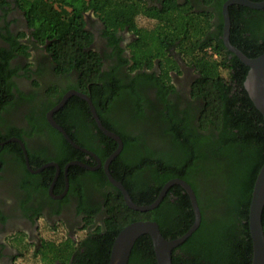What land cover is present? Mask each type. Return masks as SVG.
Here are the masks:
<instances>
[{"label": "trees", "instance_id": "trees-1", "mask_svg": "<svg viewBox=\"0 0 264 264\" xmlns=\"http://www.w3.org/2000/svg\"><path fill=\"white\" fill-rule=\"evenodd\" d=\"M9 1H14L23 11L33 37L41 43L46 41L55 72L76 74V82L82 85V91L90 93L102 121L97 96L104 92V96L114 99L118 94V83L111 70L102 68V55L92 47L93 33L86 25L85 13H93L102 22V34L110 41L118 30L126 28L134 33L135 38L127 43L132 61L130 69L150 67L157 60L159 72L152 78L158 84L159 97L174 89L170 70L180 71L175 55L195 70L190 95L200 100L197 118L201 128L211 126L213 132L196 137L198 135L195 136L188 127L187 120L179 118L168 107L172 114L163 119V132L171 135L174 147L173 151L159 152L156 149H133V137L102 122L106 128L116 131L122 140V149L111 160L109 170L121 180L132 200L138 204L153 201L163 182L170 178L184 179L193 190L197 186L195 178L202 182L213 178L214 184L212 181L211 186L205 184L207 193L196 191L201 219L195 230L172 249V264H251L248 211L254 180L264 161V120L243 86L248 66L223 43L221 6L224 0H159V5H149L145 0H0V4ZM130 10L153 19V24L138 27L134 13L125 16ZM256 11L260 9L238 3L228 6L229 39L250 57L264 51V37L258 40L253 24L257 21L253 18ZM123 17V23L116 26L115 23L122 21ZM2 66L0 62V74L4 70ZM221 69L227 71L226 76ZM137 75L138 79L146 77L145 72ZM85 107L86 118L91 117L87 104ZM136 109L134 115L130 112L132 119L142 115L141 105ZM62 110L55 114L59 122L58 115ZM75 113L79 111L75 110ZM89 123L97 130L93 118ZM61 125L72 140L95 152L102 161L117 146V142L100 129L97 132L111 141L106 142L104 150L96 148L89 138L82 139L76 130ZM155 129L161 134L160 124ZM90 130L91 127L86 126L89 137ZM56 132L62 138L57 142L55 159L63 165L75 159L80 149L71 146L59 131ZM10 145L16 150V160L24 165L19 144L12 142ZM42 162L39 160L37 164ZM120 163L124 164V175L113 170ZM147 168H150L149 174H145ZM79 169L83 168L70 165V170ZM46 177L49 182L51 171ZM147 177L155 178L157 186H153L154 190L149 189L152 184L148 183ZM101 179L115 191L105 196L107 228L100 235L87 236L88 244L76 257L75 264H108L114 237L133 220H155L166 238L181 235L193 223L191 201L183 193L174 200L163 195L156 207L137 210L124 202L121 192L108 181L104 172ZM261 222L264 231V206ZM73 243L71 239L58 245L46 242L40 251L45 259L43 264H53L56 258L65 262L66 256L73 252ZM178 249L183 253L179 254ZM127 264H157L150 235L142 234L134 241Z\"/></svg>", "mask_w": 264, "mask_h": 264}, {"label": "flooded vegetation", "instance_id": "flooded-vegetation-1", "mask_svg": "<svg viewBox=\"0 0 264 264\" xmlns=\"http://www.w3.org/2000/svg\"><path fill=\"white\" fill-rule=\"evenodd\" d=\"M145 1L149 5H159V0ZM263 9L253 14L256 15L253 18L257 19L253 24L256 26L258 40L264 37ZM95 17L91 12L85 13L86 25L93 33L92 47L102 55V68L111 70L118 83V94L114 99L104 96V92L97 96L103 121L90 93L80 89L82 85L76 82V74L55 72L46 50V41L41 43L33 37L21 8L14 1L0 4V62L4 68L0 74V264H43L45 259L40 252L42 246L46 242L58 245L67 239L74 242L73 252L66 256L65 262L56 258L53 264H75L76 257L83 253L88 244L87 236L100 235L107 228L105 196L115 191L102 182L103 166L97 165L95 157L79 147H76L80 150L75 160L91 168L77 164L83 169L70 170L72 164H69L65 169V164L70 160L61 165L55 159L57 142L62 138L56 130L66 139L48 120L49 111L59 101H56L57 97L60 99L69 90L87 95L101 123L116 126L133 137L132 140L135 139L131 144L133 149L173 151L171 135L163 132V119L172 114L168 107L179 118L187 120L188 127L195 136L198 135L196 137L213 132L211 126L201 128L197 118L200 100L190 95V86L196 76L192 67L175 55L180 71L170 70L174 89L167 91L162 98L159 97L158 84L152 78L154 73L157 75L159 72L158 61L155 60L150 67L130 69L132 61L127 43L135 38L134 33L126 28L118 30L114 38L116 41H110L107 35L102 34V24ZM141 72H145L146 77L138 79L137 74ZM85 104L91 117L86 118L84 114ZM137 105H141L140 116L144 117L134 116L135 119H132L137 113ZM58 110H62L58 115L60 122L55 117ZM75 110L79 113H75ZM51 117L62 128L61 123L70 130H76L82 139L89 138L98 149L104 150L106 142H111L97 132L99 127L97 130L92 128L89 119L94 117L90 102L78 94H70L62 106L52 111ZM159 124L162 126L161 134L155 129ZM86 126L91 127L90 137L89 132H85ZM10 142L19 144L24 165L16 160V150L12 149ZM39 160L43 162L37 164ZM113 170L124 175V164H117ZM149 170L147 168L145 174H149ZM50 171L51 178L47 182L46 175H50ZM147 178L148 183L152 184L149 189L154 190L157 186L155 178ZM211 181L215 183L213 178ZM211 181L202 182L200 178H195V196L196 191L207 193L205 184ZM176 186L171 184L164 196H170L171 200L180 193L189 196L181 184ZM177 252L183 253L179 249Z\"/></svg>", "mask_w": 264, "mask_h": 264}, {"label": "water", "instance_id": "water-1", "mask_svg": "<svg viewBox=\"0 0 264 264\" xmlns=\"http://www.w3.org/2000/svg\"><path fill=\"white\" fill-rule=\"evenodd\" d=\"M232 3L242 4L251 8L261 9L264 7V0H224L221 6V12L223 17V27H222V40L225 47L230 50L233 54H235L244 64L248 66L247 73L243 80V86L247 90L250 99L252 100L255 107L261 112L263 120H264V51L256 56H247L242 50H240L237 46L233 45L229 39V31H230V17L228 12V6ZM78 94L84 98H86L90 102V107L92 110L93 117L97 123V126L107 135L113 137L117 141V146L115 149L110 152L103 162H101L100 158L89 149L80 146L75 143L66 131L51 117L52 111L62 106L65 102L66 98L72 94ZM49 122L59 129L66 139L75 147L81 148L83 151L91 154L95 157L97 161V165H102L105 175L108 181L114 185L122 194V198L124 202L131 208L137 210H149L156 207L161 201L163 195L167 191L168 187L171 184L178 183L181 184L185 190L187 191L191 205L194 212V220L191 226L181 235L176 236L174 238H166L162 235L158 223L155 220L150 219H138L133 220L126 225H124L119 232L114 237L108 264H127V260L129 257L130 250L134 241L142 234L150 235L152 246L155 254V259L157 264H172V249L183 242L199 225L201 214L197 204V199L194 194L193 189L184 179L173 177L167 180L161 189L159 190L155 199L146 204H138L135 203L130 197L127 189L123 185V183L116 179L109 170V163L111 160L118 154L122 147V140L120 136L114 131L106 128L100 121L94 106L92 105L89 97L83 93H80L76 90H69L59 99V101L52 107V109L48 113ZM26 157V151L24 145L21 143ZM26 162L28 164V160L26 158ZM49 163V162H48ZM46 163L45 165H47ZM53 163V162H52ZM81 164L83 166L91 168V166L79 161L72 159L65 164V169L69 164ZM55 166L57 168L58 165L56 163ZM264 206V161L261 164L255 180L253 184V188L251 191V198L249 203V211H248V226L249 232L252 240V259L251 264H264V231L261 222V214Z\"/></svg>", "mask_w": 264, "mask_h": 264}, {"label": "rangeland", "instance_id": "rangeland-1", "mask_svg": "<svg viewBox=\"0 0 264 264\" xmlns=\"http://www.w3.org/2000/svg\"><path fill=\"white\" fill-rule=\"evenodd\" d=\"M133 13H134V12L131 11V10H130V11H127V12L125 13V16L133 15ZM94 17H95V16H94ZM133 17L135 18V22H136V24H137L138 27H140V26L150 27V26L153 24V21H154L153 19L148 18V17L142 15L141 13H134ZM95 18H97V17H95ZM124 19H125V17H123V20H122V21L116 22L115 25H116V26H120V25L123 23ZM97 20H99V19L97 18ZM99 21H100V20H99ZM100 23L102 24L101 21H100ZM122 30H123V29H122ZM221 73H222L224 76H226L227 71L224 70V69H221ZM29 264H30V263H29Z\"/></svg>", "mask_w": 264, "mask_h": 264}]
</instances>
